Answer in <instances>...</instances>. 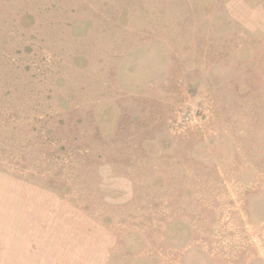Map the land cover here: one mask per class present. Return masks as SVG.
<instances>
[{
	"label": "rangeland",
	"instance_id": "rangeland-1",
	"mask_svg": "<svg viewBox=\"0 0 264 264\" xmlns=\"http://www.w3.org/2000/svg\"><path fill=\"white\" fill-rule=\"evenodd\" d=\"M0 264H264V0H0Z\"/></svg>",
	"mask_w": 264,
	"mask_h": 264
}]
</instances>
